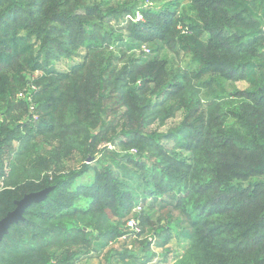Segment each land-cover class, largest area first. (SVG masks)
Here are the masks:
<instances>
[{
	"label": "trees",
	"instance_id": "trees-1",
	"mask_svg": "<svg viewBox=\"0 0 264 264\" xmlns=\"http://www.w3.org/2000/svg\"><path fill=\"white\" fill-rule=\"evenodd\" d=\"M156 1L0 0V264H264V0Z\"/></svg>",
	"mask_w": 264,
	"mask_h": 264
},
{
	"label": "rangeland",
	"instance_id": "rangeland-1",
	"mask_svg": "<svg viewBox=\"0 0 264 264\" xmlns=\"http://www.w3.org/2000/svg\"><path fill=\"white\" fill-rule=\"evenodd\" d=\"M145 1H147L146 5H155L156 7L160 6L159 5V3H160L159 1H156V0H154V1L153 0H145ZM138 15H140L139 17L143 18V16L140 13H138ZM126 19L130 20L132 18H131V16L128 15ZM137 19H138V17H137ZM123 21H126V20H123ZM113 24H115V21H114ZM173 49L174 50H172V55H169V56L175 58L176 59V63L175 64L177 66H179L178 63L179 62L181 63V61L183 59L182 58L183 55L177 50V48L175 46H173ZM64 61H65V59H63L62 61L56 62L57 66L60 69H65L66 68L68 62L66 63V61L65 62ZM234 83H235V85H237V87H239L241 89L245 88V86H246L243 81H238V82L234 81ZM180 120H181V115L177 114L176 117H174L172 119H168V121L166 122V125L164 127H161L162 129L159 126H157V124H152L150 126L151 127L150 131H152L153 129H159L160 128L161 131L165 132L170 127H173L174 125H177L178 123H180ZM173 143H174L173 141L172 142H168V146H172ZM45 191L47 192V190H44V191H41L40 193H42V192L46 193ZM138 208H135V210H133V212L141 211V209H138ZM129 221L130 220L126 221L127 229H132V230L133 229L134 230H138L139 229V230H141L142 226L140 224V220L133 219V223H129ZM174 236L171 237V239L165 245H163L161 248L157 247L155 244H153L152 245V251L155 253L156 256H155V258H153L150 262H148L146 264H173V262L175 261V258H177L178 255L182 254L185 251V244H183V243L180 244L179 239L177 238V236H175V237ZM136 239H137V242H136L135 245H136L138 251H139V249L141 251V249H143L145 246H147L148 243H147L145 234L138 235L136 237ZM123 240L129 242V248L131 249L130 251H132V247H134L133 243H134L135 239L131 238L129 236H126V237L123 236L121 238V241H123ZM121 243H123V242L114 243L112 246L118 247V246L121 245ZM112 246L111 245L109 246V248L104 252V255L102 254L103 256H100V257L96 256L95 257V255H94L92 257V259L91 258L90 259L85 258V259H82L77 264H89L90 262H91V264H110V262L112 261V258H111V255L113 254L112 251H114L113 249H111ZM166 248H168L170 250H173L169 254V262L163 261L162 253L165 251L164 249H166ZM126 254L128 255V253H126ZM139 261H140V259H139ZM126 263H132L133 264L132 259L129 258Z\"/></svg>",
	"mask_w": 264,
	"mask_h": 264
},
{
	"label": "water",
	"instance_id": "water-1",
	"mask_svg": "<svg viewBox=\"0 0 264 264\" xmlns=\"http://www.w3.org/2000/svg\"><path fill=\"white\" fill-rule=\"evenodd\" d=\"M46 193L38 192V193H34V194L26 196V198H24L23 200H21L17 203V207L14 211H12L6 217H4L3 219L0 220V242L3 240L4 236L8 233L11 225L14 222H17V221L23 219V213H24L25 209L33 201H39V200L43 199L45 197Z\"/></svg>",
	"mask_w": 264,
	"mask_h": 264
},
{
	"label": "built area",
	"instance_id": "built-area-1",
	"mask_svg": "<svg viewBox=\"0 0 264 264\" xmlns=\"http://www.w3.org/2000/svg\"><path fill=\"white\" fill-rule=\"evenodd\" d=\"M140 15H138V20H140V19H142L141 17H139ZM138 209H141V207H139ZM133 219L134 218H132L130 221H129V223H133Z\"/></svg>",
	"mask_w": 264,
	"mask_h": 264
}]
</instances>
